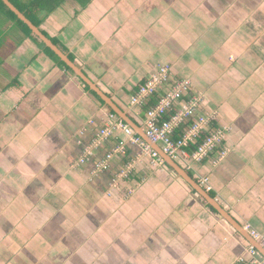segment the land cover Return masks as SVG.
Instances as JSON below:
<instances>
[{"label": "crops", "instance_id": "0c3cea01", "mask_svg": "<svg viewBox=\"0 0 264 264\" xmlns=\"http://www.w3.org/2000/svg\"><path fill=\"white\" fill-rule=\"evenodd\" d=\"M37 22L142 139L146 107L130 99L159 66L170 70V83L189 79L190 94L202 97L196 116L214 113L208 130H224V139L201 162L175 161L204 193L165 162L138 159L139 147L120 130L78 165L112 111L44 43L7 19L0 47V264L249 259L250 243L211 203L264 240V0H63ZM121 140L124 153L95 173L93 162Z\"/></svg>", "mask_w": 264, "mask_h": 264}, {"label": "built area", "instance_id": "2783aa9c", "mask_svg": "<svg viewBox=\"0 0 264 264\" xmlns=\"http://www.w3.org/2000/svg\"><path fill=\"white\" fill-rule=\"evenodd\" d=\"M170 77V70L166 66H159L156 72L138 87L130 99L131 106L146 107L144 128L149 143L138 136L114 113L109 112L93 144L84 148L77 164L92 161V148L105 142L116 130L122 131L129 143L139 147L138 159L146 156L155 165L163 164L164 161L152 144L156 145L162 154L171 160L182 161L185 165L201 162L214 152L221 145L225 131L220 128L208 130L215 117L214 113L196 116L202 97L200 94H190L192 86L189 79H176L170 83ZM160 89H163V93L156 102L152 103V97ZM187 120L190 121L187 129L175 136L176 129ZM82 133L83 130L80 131V134ZM125 143L123 140L118 141L100 160L94 161V172L106 171L113 156L124 153ZM133 164H127L123 174L128 172ZM198 184L204 186L207 191L211 189L206 185V179H200ZM246 232L264 249V240L259 233L248 227H246ZM246 254L249 259L239 257L238 264H264L263 255L253 246L247 247Z\"/></svg>", "mask_w": 264, "mask_h": 264}, {"label": "water", "instance_id": "95a60500", "mask_svg": "<svg viewBox=\"0 0 264 264\" xmlns=\"http://www.w3.org/2000/svg\"><path fill=\"white\" fill-rule=\"evenodd\" d=\"M3 2V4L20 20L22 21L29 29L30 31L39 38V40L44 43V45L46 47H48L68 68H70L75 75L80 78L86 85H88L92 91H94V93H96L110 108V110L115 113L120 119H122L124 122L129 123L132 127L133 124L131 123V121L129 120V118L126 116V114L123 112V110H121L120 108H118L104 93L100 92L99 89H97L95 87V85L92 83V81L86 77V75L80 70L78 69L73 63L72 61L58 48L56 47V45H54L52 43V41L47 38L39 29L38 27H36L34 24H32V22L27 19L15 6H13L8 0H1ZM145 141H147L149 143V140L147 139V137L145 136ZM152 147L158 151V153L160 154V156L163 158L164 162L170 166H172L182 177H185V179L198 191H202L203 190L198 187L194 181H192V179L188 176V174H186L185 172H183V170L181 169L180 166H178V164L171 160L170 158H168L166 155L162 154V152L160 151V149L152 144ZM203 195V194H202ZM205 197L210 198L209 195L205 194ZM215 203H211L212 207L228 222L233 224V227L236 229L237 232H239L245 239L246 241H248V243H250V245H252L254 248H256L263 256H264V249L261 247V245L255 241L247 232L244 231V229H242L240 227V225L234 221L230 215L224 211V209H222V207H220L218 204H216V201H214Z\"/></svg>", "mask_w": 264, "mask_h": 264}, {"label": "trees", "instance_id": "16d2710c", "mask_svg": "<svg viewBox=\"0 0 264 264\" xmlns=\"http://www.w3.org/2000/svg\"><path fill=\"white\" fill-rule=\"evenodd\" d=\"M13 6H15L27 19H29L32 24L36 27H39V23L37 22V18L39 13H47L52 11L55 7L61 4L63 0H8ZM0 9L2 10L5 17L11 22L16 23L20 30L24 31L25 36L32 39L37 44L43 45V43L36 37L30 29L20 21L0 0ZM48 53H50L56 61L66 67L67 70H70L65 64L48 48H45Z\"/></svg>", "mask_w": 264, "mask_h": 264}, {"label": "rangeland", "instance_id": "374dc122", "mask_svg": "<svg viewBox=\"0 0 264 264\" xmlns=\"http://www.w3.org/2000/svg\"><path fill=\"white\" fill-rule=\"evenodd\" d=\"M26 1V0H25ZM2 10H4V9H2ZM2 10L0 9V47H1V45H2V43H3V40H4V38H3V34H2V26H3V24H4V22H6V20H7V18L5 17V15L3 14V12H2ZM40 14V13H39ZM12 24L13 25H16V26H18L16 23H14V22H12ZM23 31V30H22ZM24 32V31H23Z\"/></svg>", "mask_w": 264, "mask_h": 264}]
</instances>
